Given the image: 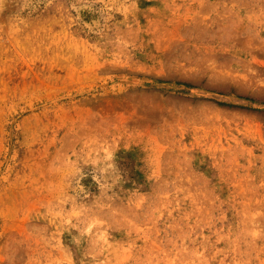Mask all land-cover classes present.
<instances>
[{
    "label": "rangeland",
    "instance_id": "rangeland-1",
    "mask_svg": "<svg viewBox=\"0 0 264 264\" xmlns=\"http://www.w3.org/2000/svg\"><path fill=\"white\" fill-rule=\"evenodd\" d=\"M0 264H264V0H0Z\"/></svg>",
    "mask_w": 264,
    "mask_h": 264
}]
</instances>
